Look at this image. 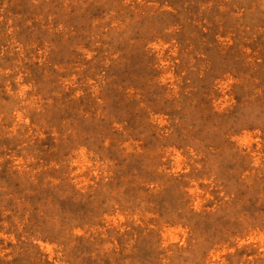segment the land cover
Segmentation results:
<instances>
[{"label":"rangeland","instance_id":"1","mask_svg":"<svg viewBox=\"0 0 264 264\" xmlns=\"http://www.w3.org/2000/svg\"><path fill=\"white\" fill-rule=\"evenodd\" d=\"M0 264H264V0H0Z\"/></svg>","mask_w":264,"mask_h":264}]
</instances>
